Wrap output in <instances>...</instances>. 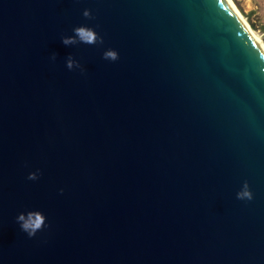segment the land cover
Segmentation results:
<instances>
[{"label": "water", "instance_id": "obj_1", "mask_svg": "<svg viewBox=\"0 0 264 264\" xmlns=\"http://www.w3.org/2000/svg\"><path fill=\"white\" fill-rule=\"evenodd\" d=\"M252 36L228 0H0V264H264Z\"/></svg>", "mask_w": 264, "mask_h": 264}, {"label": "clouds", "instance_id": "obj_2", "mask_svg": "<svg viewBox=\"0 0 264 264\" xmlns=\"http://www.w3.org/2000/svg\"><path fill=\"white\" fill-rule=\"evenodd\" d=\"M85 15L86 16L89 15V12L87 10L85 11ZM76 31L79 33L81 37H83L86 40L93 39L92 30L90 29L86 30L85 28L81 27V28H78ZM69 42L70 41L65 40V43H69ZM104 55H105V59H110L113 61L118 59V53L111 49L107 50ZM53 59H55L54 56H53ZM71 66L72 64L70 63L69 67ZM76 66L81 67L79 64H77ZM81 71H83V68H81ZM29 178L30 179L34 178V175L30 176ZM238 196L241 199H248V200H251L253 198L251 193L249 192L247 182H245L244 189L240 193H238ZM17 220L20 223V228L24 232H26L29 237L34 236L38 230H42L43 220L41 218V214H37L36 212H33L29 215L20 214L17 217Z\"/></svg>", "mask_w": 264, "mask_h": 264}, {"label": "rangeland", "instance_id": "obj_3", "mask_svg": "<svg viewBox=\"0 0 264 264\" xmlns=\"http://www.w3.org/2000/svg\"><path fill=\"white\" fill-rule=\"evenodd\" d=\"M237 9L247 18V22L256 26V33L263 40L261 28L264 27V0H232Z\"/></svg>", "mask_w": 264, "mask_h": 264}, {"label": "bare ground", "instance_id": "obj_4", "mask_svg": "<svg viewBox=\"0 0 264 264\" xmlns=\"http://www.w3.org/2000/svg\"><path fill=\"white\" fill-rule=\"evenodd\" d=\"M229 4L231 5V8L237 13V15L242 19V21L245 23L246 27L248 28V30L251 32V34L253 35V39L257 42H259L262 51L264 52V44L262 42V40L260 39L259 35L256 33V31H254L251 26H249L248 22L246 21L247 18L237 9V7L233 4L234 2L232 0H228Z\"/></svg>", "mask_w": 264, "mask_h": 264}, {"label": "trees", "instance_id": "obj_5", "mask_svg": "<svg viewBox=\"0 0 264 264\" xmlns=\"http://www.w3.org/2000/svg\"><path fill=\"white\" fill-rule=\"evenodd\" d=\"M250 26L252 29H256V26L253 23H250ZM262 34H263V40H264V27L261 28Z\"/></svg>", "mask_w": 264, "mask_h": 264}]
</instances>
